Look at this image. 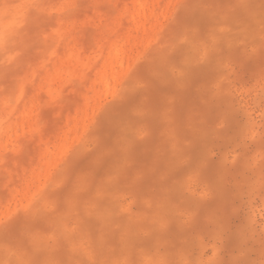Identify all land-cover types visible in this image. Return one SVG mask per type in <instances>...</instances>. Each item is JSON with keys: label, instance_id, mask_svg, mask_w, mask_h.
<instances>
[{"label": "clouds", "instance_id": "1", "mask_svg": "<svg viewBox=\"0 0 264 264\" xmlns=\"http://www.w3.org/2000/svg\"><path fill=\"white\" fill-rule=\"evenodd\" d=\"M0 264H264V0H0Z\"/></svg>", "mask_w": 264, "mask_h": 264}, {"label": "rangeland", "instance_id": "2", "mask_svg": "<svg viewBox=\"0 0 264 264\" xmlns=\"http://www.w3.org/2000/svg\"><path fill=\"white\" fill-rule=\"evenodd\" d=\"M13 4L14 5L18 4V0H13ZM11 15L13 17H17L21 15L20 9L18 7H14ZM55 38H56V43L58 45L60 40L62 39V33L59 30L55 32ZM55 57H56V48L53 47L49 49L46 57L41 60L39 66L40 70L44 74L43 77L41 78L39 91L48 98H54L56 96H59L61 91L62 76L61 73L56 69L55 65L53 64ZM68 58L69 59L75 58L76 60H79L78 50L74 48L70 49L68 51ZM49 64H53V67L49 68ZM101 88L103 89L104 93L107 94L109 89V85L107 81L95 85L91 89L92 94L86 95L83 98L82 110L79 113H77L73 118L74 125L75 123H79L80 125H85L87 123L91 112V108L94 105L95 100L98 97ZM22 96H23V85L21 86L20 93L16 97L17 101H20L22 99ZM50 151L54 152L55 149H52Z\"/></svg>", "mask_w": 264, "mask_h": 264}]
</instances>
